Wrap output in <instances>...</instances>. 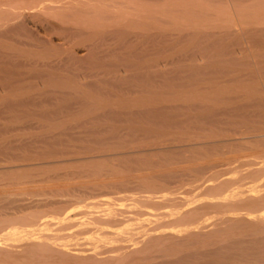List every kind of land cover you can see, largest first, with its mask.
Returning a JSON list of instances; mask_svg holds the SVG:
<instances>
[{
  "label": "bare ground",
  "instance_id": "6f19581e",
  "mask_svg": "<svg viewBox=\"0 0 264 264\" xmlns=\"http://www.w3.org/2000/svg\"><path fill=\"white\" fill-rule=\"evenodd\" d=\"M208 1H211V4ZM208 1L0 0V49H15L19 53L18 55L14 52L16 55L25 56L24 58L27 60L29 59L28 57L35 58V60L31 58L23 63L26 68L24 71L21 70V72L25 73V70H28L27 67H30V70H32V67H35L37 71L38 69H42L43 73L47 72V75L37 77L39 82L42 80L47 84H44L45 88L48 85L54 84L56 88H66L71 91L66 92L67 94H62V92H58L57 94L56 91L52 94V91L50 93L48 91L34 97H28L24 92L26 90L22 88L27 82L22 79L23 82H21L22 84L25 82L24 85H18L21 84V82H18L21 79L18 80V78L24 76V74H21L22 76H15L18 80L17 82H11L14 86L9 88L8 92H10L7 95L4 93V97L1 94L0 102L2 100L1 105L3 107L0 108V112L6 116L8 115L7 117L9 118L12 117V120L14 117L12 113L17 112V116L14 118L16 120L18 115H20L19 112H29L32 108V110L36 109L42 116L39 117L38 113V116L34 115L37 112L35 111L32 117L37 116V119L50 118L48 120H51L54 116L53 120H55L57 118L55 116L67 112L68 107H70L68 106L69 100L74 94V96L78 95L82 97L83 99H81L85 103H89L90 108L94 104L89 109V107L85 108L88 105H84L83 102L82 104L85 106V109L82 107L84 110H81L82 113L79 112V114L85 117L94 112L96 115V119L94 120L105 125L98 127L97 125L99 124L96 125V121L94 122L92 119L91 121L93 122L86 121V123H80V126L85 128L91 126L87 130L94 133H97V130L102 135L103 132H108L116 136V142L114 140L112 141L113 143L108 144L107 141V143H103V141L99 140H104L105 137L101 138L98 134L99 139L96 137L94 139V134L91 133L93 140L89 143H87L88 141L86 142L88 146H85L82 142L85 138L83 140L77 138V140L84 144V147L78 146V148L82 147L80 151L83 148L90 151L82 150L81 153L84 152L85 154L87 152V155L91 153L89 156L83 155V153L79 154L76 149L72 150L73 146L61 140L62 136L65 138L64 134L61 135V133L64 131L73 132L68 122L71 120L73 122L71 126H73L74 120L72 119L73 116L69 114L71 117L67 115L68 117L65 118V122L69 125L67 126L68 130L62 129L61 133L58 131L61 138H53L52 142L47 141V143H50L48 148L45 146L46 148L35 149L33 147L34 143L22 147H18V145H16L17 147H13V145H9L10 139H7L9 143L5 139L0 144V175H5L3 179H0V264H242L243 262L250 264L253 262L256 264L257 262L259 264L258 261H261V264L264 262V114H262L264 112L256 111V114L253 113L251 116L247 114L248 110L243 111L242 113L245 112L246 115L245 119H250L251 117L255 119L251 118L252 120L243 124V127L237 124L227 125L226 122L224 124L220 120H217L220 119L218 116H222L225 112H229V116H232L234 115V113L231 114L232 112L248 109L250 107L249 100L253 95H260V98H258L259 96L257 97L258 100H253V104L257 106L262 104V107H260L263 109L264 93L260 92L257 84L252 82V79L255 77L251 79V83L249 79V82L247 83L248 80H246L245 83V77L242 80L241 78L243 77L236 78L234 75H231L233 77L231 80L234 82L230 81L227 86H222L223 84L220 82V86L213 83L216 86L207 87V83L206 88L201 89L200 85H197L205 83L207 80L213 82L214 79L210 78L213 75L217 76L220 74L221 76V74H226L224 77L226 79L229 78L230 76L226 77L227 74L234 73L229 66L230 63L219 59L220 61L218 60L215 63L224 65V67L215 69L211 67L212 63L220 55L224 54L223 52L226 53L232 47L235 50V47H237L235 44L241 46L244 39L246 41L249 39L250 41H254L264 36V0H255L254 5L251 4L248 7H246L247 5H243L242 2L244 0H240V2L242 1L241 5L238 4V0H236L237 5L234 4L235 0H224L225 2L227 1V6L226 3H223V0L221 2L224 5L220 2L222 6L219 5V0H216L218 4L215 6L212 5V0ZM216 1L214 0L213 3ZM40 14L46 17L47 24L45 21L39 20L42 24H46V26L45 24L42 26L45 27V33L49 31L47 28L53 31L58 30L63 35L61 40L65 43L84 36H87L86 38L92 41L95 37L99 36V40L97 41L96 39L86 49L89 52L88 55L91 54L89 56L97 60L113 56L117 50H126L124 53H120H123L127 59L140 56L136 51L146 44L154 46L155 49L160 44L162 46V40L166 38V30H174L180 33L191 31L192 34L190 35L194 37L195 41L203 39H210L209 41H211L209 37H214L218 34L214 30H223L222 32L218 31L222 34L221 37L219 36L220 34L216 35V37L218 36L216 38V40L218 39L216 46H224V49L223 47H216L223 50L207 53L209 47V51L213 49V42L211 41V46L209 45V47H206V43L203 44V47L205 45L204 48L198 42L200 44V51L203 48L202 52L204 51L205 53L206 51V55L210 54L209 56L211 57H218L216 59L212 57L215 60H208L211 62H208L207 65H200L196 61L197 59L195 60L196 64L190 58L192 62L194 61L191 66H188L190 67L189 70L191 69L190 74L188 75V72L182 74L183 71L177 72L174 80L170 79L173 82H181L178 85L180 89L176 92L175 87L177 85L175 83L172 85V83L170 84V80H168L169 85L175 86L172 89L171 87L167 88L165 84L168 82L167 80L164 81L168 73L162 70L163 58L161 59V56H163V53L162 48L159 47L160 50L157 48L155 54L152 52L154 54L152 55L153 57L141 56L137 64L131 63V66H126V68L131 69V75L126 77L127 83H124L123 80L126 79L122 77L116 78L115 74L117 73L113 74L115 75L113 78H115L116 82L112 80L116 83L119 91H116L117 94L115 95L117 100L109 103L107 99L104 100L103 95H105V92L104 94L101 92L103 95L97 92V94H94L91 91L93 90L92 88L88 91L89 88L86 87L88 84L84 86L75 77H70H73V75H70L67 70L73 69V67L81 75L79 73L81 65L79 66V64L82 63V59L76 56L73 51L64 49L63 46L65 44L59 46V49L57 47L52 51L53 49L51 50L52 46L50 48V45L53 43H48V45L43 41L44 39L42 40L37 36L27 37L33 32L31 29L34 27L35 30L39 28L36 21L39 19ZM166 19L172 23L167 25ZM54 20L57 21L54 22ZM164 20H166L165 24ZM238 26L241 29H235ZM109 28H113L112 30L114 28H118L119 30L120 28L121 31H108ZM136 30L144 31L146 35L144 36L141 33V35L136 34L137 36L131 37L129 34H132ZM86 31H88V35H86ZM152 32L154 33L152 34ZM222 36L224 37L222 38ZM22 38H30L32 41H25ZM144 39L147 40L145 43ZM224 39H229V42H227L228 46H225L226 43L224 45L218 43V41ZM230 40L236 42H233L234 46L232 47L233 43ZM249 47L251 46L246 48ZM258 47H254V45L251 47V56L254 53L264 58V53H262L264 52V44L261 45V48ZM40 49L42 51H38ZM246 52L249 53L247 49ZM229 53L230 56L231 53L232 56L234 54L233 52ZM206 55L205 58H207ZM211 57L210 59H212ZM11 58L12 56L10 60ZM15 60L17 61V59ZM11 61L13 62V60ZM229 61L235 62V59ZM262 62L264 63V61ZM76 65L79 67H76ZM126 68L123 69L126 70ZM88 69L91 68L84 70L87 72ZM251 69L249 72H251ZM19 71L18 69L17 73H20ZM88 71L90 72L91 70ZM177 71H179V68ZM56 72L58 74H55ZM92 73L94 74V72ZM186 73L188 76H184ZM84 74V79L91 76H88L91 73ZM101 75H98L99 78L95 75V78L97 77L100 80L104 77L103 75L101 78ZM262 75L264 76L263 73ZM208 76L210 77L207 78ZM236 76L241 75L237 74ZM263 76L258 77V79L262 78L264 84ZM12 77L14 79V76ZM111 77L108 79L111 80ZM92 78L95 80L94 76H91ZM97 78L95 81H98ZM167 78L169 79V77ZM171 78L173 77L171 76ZM108 79L104 78L103 80L108 81ZM258 79L256 80L258 81ZM5 82L7 84V81ZM163 82H165L164 85L169 92L174 89L172 92L174 94L171 93L174 96L173 98L160 91L159 87ZM40 83L42 84V82ZM224 83L227 84L226 82ZM36 84H38V87L41 85L39 83ZM231 85L232 87H230ZM27 87L26 85L25 88ZM112 87H115V85ZM186 88H190V90ZM191 88L194 89L191 90ZM99 89H101V86ZM2 90L3 88H1ZM110 90L107 89V91ZM107 91L106 94L109 93ZM112 91L114 90L112 89L110 92L112 93ZM146 92H150V95L147 96H150L149 98H145L144 96L143 98H139L138 96L133 98L135 95L142 93L145 95ZM231 92L243 94L241 98L236 99L237 101L233 99L236 102L235 104L241 101L246 102V104H240V108L232 107L231 104L237 107L238 105H234V102L231 100L232 97L230 95H235L234 93L229 94ZM54 93L57 95H54ZM226 93L229 94L231 103L224 98ZM171 94L169 95L171 96ZM76 101L78 100L76 99ZM79 104L81 105V103ZM51 107L54 109H51ZM32 110H30V113H32ZM74 111L77 112V110ZM30 113L29 115L25 114L28 117L32 115ZM21 115L23 116L24 114ZM95 115L89 116L94 118ZM225 115H223L224 118L226 117ZM26 116L24 115V117ZM64 116L66 117V115ZM241 116L244 115L242 114ZM7 117L5 120L9 119ZM84 117L83 119L86 118ZM216 117L218 118L216 119ZM237 117L240 116L237 115ZM83 119H80V116L78 118L79 122ZM17 120L19 121V117ZM113 120L122 122L125 125L124 129L126 133L135 138L137 137V139H125V136H122L124 134L122 133L123 131L121 132L122 134L119 133L122 127L120 126L121 128H119V123H114L113 125ZM45 122H43L45 128L49 127L46 129L48 133L50 127L53 131L57 126H61L60 124L53 125L50 121L52 125L49 124L51 126L46 127ZM235 122L237 121L235 120ZM11 123L13 124V122ZM62 124L65 127L67 125L65 123ZM87 124H90V126H87ZM78 126L75 125L74 131H76V128L79 130L80 127L78 128ZM20 127L19 129H21ZM58 128L60 127H57L56 130ZM69 128H71L70 131ZM78 133L77 135H79ZM35 134L37 135V133ZM83 134L85 133L82 132V137ZM50 137H52V134L51 136L49 134ZM110 137L112 138V135ZM110 137L109 140H112ZM67 138L64 140L68 141L69 138ZM88 139L91 140V138ZM143 139L144 142L146 139L150 140L151 148L148 147L150 146L149 143L148 146L147 144L145 145L146 148L144 147V144L147 142L144 143ZM151 139L154 140L153 143H151ZM43 140L41 142H45ZM36 142L38 143V141ZM14 143L13 140L12 144ZM70 148L72 151L68 150ZM58 156L60 158L57 159ZM141 156L142 160L140 161L139 157ZM144 156L149 158L143 160ZM250 156L255 158L248 159ZM232 157L235 160L231 159ZM154 159L158 160V163L154 162ZM229 159L234 160V162ZM115 160H118L117 163H119V160L120 163L123 161L127 164L128 168H118V166H114L113 162L111 164L107 162ZM181 160L189 162V165L191 164L190 166L186 164V171L195 163H202L203 165L204 162L205 165L206 162L210 164H207L206 169H201L200 167L199 171L196 170V166L193 167L198 173H201L200 176L205 174H202L204 171L206 172L205 178L202 176L199 179L204 180L201 184L194 186L193 190L186 191L187 189L183 190V188L167 190L161 187V184L149 182V179L152 178L156 171H163V174H165L164 178L169 179L167 180L169 182L173 181L169 185L187 182L190 174L194 171H191L190 174L188 172L189 176L185 173H179L181 172L179 171L181 168L178 169L179 166L185 167L182 166L184 164H181ZM55 165V168L58 167L59 171H65L67 168L64 167H68L69 165H73L69 166L70 171V167L73 169L76 165H80L81 168L78 170L79 167L77 168L76 166V173L65 171L53 176L52 174L51 176L45 175L43 169H48ZM59 167L63 169L61 168L62 170H60ZM41 171L44 174H42L43 176L40 174ZM134 172H144V174L141 173L140 180L143 183L145 182V184L143 187L142 184H139L141 186V188L139 187L141 189H139L140 194H128V191L130 192L129 189H133V186L135 190L133 189L131 192L138 191L134 184V178L132 181L133 186H131L132 184L130 185L131 182L128 184L119 183L121 177L122 181L125 178L131 180L129 179L131 177L129 175L133 176ZM16 173L19 174V178L13 177V179L10 177L12 175L6 177L7 174ZM151 173H153L152 176ZM33 174L35 176H32ZM104 174L106 176L108 174L110 179H113L111 178L112 176L118 177L116 178V183L117 179H119L117 186H120L121 189L125 188V190H122L126 194L120 196L123 194L120 193L122 190L115 186L116 183H114V186L120 190L118 197H111L110 199L104 195L107 199L103 197V200H99L98 195L94 192L97 191L96 193H98V189L107 188L105 187L107 186L104 184L105 182L102 183L105 186L98 183L99 178H103ZM76 176V179L78 177H83L81 179H84V177L85 179L94 177L93 182L89 181L91 184H87L92 186L87 187L86 183L83 184L81 182L80 185H85L86 187L80 188L81 186H78L79 189H74L76 187H72L73 189H71V186H68V182ZM123 177L125 178L123 179ZM74 181L76 180L74 179ZM112 181L108 182L112 183ZM70 182H73V180ZM107 184L111 186L109 188L113 189L112 184ZM40 185L43 188L47 186L48 189L46 187L43 191L39 188ZM128 185L131 187L129 188ZM36 187L39 190L34 191ZM126 188L129 189L127 190ZM118 189H116V192ZM103 191L105 192L106 189Z\"/></svg>",
  "mask_w": 264,
  "mask_h": 264
},
{
  "label": "rangeland",
  "instance_id": "374dc122",
  "mask_svg": "<svg viewBox=\"0 0 264 264\" xmlns=\"http://www.w3.org/2000/svg\"><path fill=\"white\" fill-rule=\"evenodd\" d=\"M208 1V0H207ZM213 1L214 0H212V5H217L218 3H217V1L216 2H214L213 3ZM239 2H238V4L239 5H241L242 3H243V5H247L246 7H248V6H251V4H253L254 5V3H255V0H253V2H252V0H244V2H245V4H244V2H240V0H238ZM209 3L211 2V1H208ZM219 2V5L220 6H222V5H224L223 3H226L224 0H223V3L221 2V0H219L218 1ZM222 3V5H221V3ZM247 2V3H246ZM251 2V3H250ZM241 3V4H240ZM211 4V3H210ZM235 5H237V1L235 0V3H234ZM226 6H227V3H226ZM225 6V7H226ZM39 17V16H38ZM38 17H36V18H38ZM42 18V19H41ZM46 17L44 16H42L41 14H40V17H39V19L36 21L37 23H38V26L37 27H39V28H36V30L33 28V29H31V31H33V32H31V34L30 35H28L27 37H40L45 43H49V44H51V43H53L52 45H50V48H51V46H52V48H51V50L52 51H54L57 47H58V49L60 48L59 46H61L62 44L64 45L63 46V48L64 49H68V50H71V51H73L75 54H76V56H78V57H80V59H82V63H80L79 64V66L81 65V69L85 66V68H83V70H81L80 69V72L79 73H81V75L80 74H78V70L77 71H75V67H73V69L71 68V69H68L67 71L69 72V74L71 75H73V77L72 76H70L69 74V76L71 77V78H74L75 77V79H77V81H80V83L81 84H83L84 86L86 85V84H88V85H86V87H88L87 89H88V91L89 90H91V88L93 89V90H91V91H93L92 93H94V94H97V93H99V94H104V92H105V95H103V97H104V100L105 99H107V101L109 102V103H111V102H114V100L116 101L117 100V98H116V94H117V92L119 91V89H118V87L116 86V80H115V78H113L115 75L117 76L116 78H119V77H122V78H124V79H126V80H123L124 81V83H127L128 81H127V78L126 77H128V76H130L131 75V69L130 68H126V66H131L132 64H134V63H136L137 64V62H139V59L141 58V56H144V57H153L152 55H154L155 53H156V49L158 48L159 49V47L160 48H162V53H163V56H161V59H162V70L163 71H165V72H167L168 73V75L166 76V78H165V80L164 81H168V80H170V79H173L174 80V78H175V76H176V74H177V72H182V74L184 73V72H188V75L190 74V70H189V68L190 67H188V66H191L192 64H193V62L196 60L200 65L201 64H203V65H207L208 64V62H211V61H208V60H215L218 56H216V57H213V58H215V59H213L211 56H209L210 54H208V55H206L205 53H206V51H205V53H204V51L202 52V50H204L203 48L205 47V45H206V47L208 46L209 47V45L211 46V41L213 42V49H211V51H209V48H208V51H207V53H209V52H216V51H221V50H223L224 49V46H216L217 45V40H216V38H218V36L216 37V35H218V34H220L218 31H220V30H217V31H215L214 30V32L216 33H218V34H216L214 37H209V38H211V41H209L210 39H203V40H200V41H195V39H194V37L193 36H191L190 34H192V32L191 31H186V32H184V33H180V32H178V31H172V30H166L165 31V34H166V38H165V40H162V46H161V44L159 45V47H157L156 49L154 48V46H152V45H149V44H146V45H144L143 47H141V48H139V50L138 51H136V53H138V55H140V56H136L135 58H128L127 59V57H124V52L126 51H121V50H117L116 51V53L113 55V56H108L107 58H101L100 60H97V59H92L91 58V56H89V55H91V54H89L88 55V51H86V49H87V47H89L88 45H90L91 43H93L94 41H96V39H97V41L99 40V38L97 37H95L92 41L91 40H88L86 37L87 36H84V37H81V38H77V39H75V40H73V41H71V42H69V43H65L64 41H62L61 39L63 38V35L61 34V33H59L60 31H58V30H52V29H50V28H47V29H49V31H46V33H45V27H42L45 23H43L42 24V22H40L39 20H42V21H45L46 22ZM36 20V19H35ZM167 20V19H166ZM166 20H164V24H165V22H166ZM53 21V20H52ZM55 21H57V20H54V22ZM42 24V25H40V24ZM167 25L168 24H170V23H172L170 20L168 21L167 20ZM46 24H47V22H46ZM46 24H45V26H46ZM40 25V26H39ZM165 27H167L166 25H164ZM170 26V25H169ZM240 27L238 26V28L236 27L235 29H239ZM111 29V30H110ZM113 28H109L108 29V31H121V29L119 28V30H118V28H114V30H112ZM241 29V28H240ZM223 31V30H222ZM222 31H220V32H222ZM241 31V30H240ZM39 34H38V33ZM137 32V33H136ZM174 32V33H173ZM35 35H34V34ZM141 33L142 34H144V36L146 35V33L143 31V32H141V30H136V31H133L132 32V34L130 33L129 35L131 36V37H135V35L137 34V35H141ZM154 32H152V34H153ZM173 33V34H172ZM151 33H150V35H152ZM86 35H88V31H86ZM129 35H128V38H129ZM134 35V36H133ZM136 35V36H137ZM171 35V36H170ZM174 35V36H173ZM221 35L222 34H220L219 36L221 37ZM177 36V37H176ZM182 38H181V37ZM185 37V38H184ZM224 36H222V38H223ZM49 38V39H48ZM86 38V39H85ZM173 38V39H172ZM259 38H260V40H259ZM258 39H253L254 41H250V39L248 40L249 42H251L250 44H249V42L248 41H246L245 39H244V42H242V44H241V46H239V45H237V44H235V46H237V47H235V50L233 49L234 47H232V46H234V43H236L235 41H231L232 43H233V45H231V44H229V45H231V49L229 50V51H227L226 53L225 52H223L224 54H222V55H220V56H222L221 58H220V56L212 63V65H211V67L212 68H222V67H224V65H221V64H217V63H215V62H217L219 59L221 60V61H227L226 63H230V68H231V70H233L234 71V73H232V74H227V76L226 77H231V75H234L236 78L237 77H243V78H241L242 80L244 79V77H245V83H246V80H250V83H251V79L253 78V77H255L256 79H258V77L260 78V77H262L263 75H262V73L264 74V63L262 62V61H264V58H262L263 56H257L256 54H254V53H252V56H251V53H250V51H251V47H253V45H254V47H258L260 44L262 45V44H264V36L262 37H259ZM23 39V38H22ZM32 39V38H31ZM48 41H47V40ZM185 39V40H184ZM262 39V40H261ZM23 40H25V41H32V40H30V38H27V39H23ZM170 40V41H169ZM219 40H220V38H219ZM224 40H226V39H224ZM224 40H222V41H218V43L220 44V45H224L225 43V46H228V43L227 42H229V39H227L226 40V42H224ZM145 41H147L146 39H144V43H145ZM165 41V42H164ZM263 43H262V42ZM168 42V43H167ZM187 42V43H186ZM201 44V47H203V44H205L204 45V47L203 48H201L202 50L200 51V44ZM208 42H210L209 44H207ZM222 44H221V43ZM230 42V43H231ZM246 42H248V43H246ZM81 43V44H80ZM172 43V44H171ZM244 43V44H243ZM48 44V45H49ZM187 44V45H186ZM249 44V45H248ZM171 45V46H170ZM198 45V46H197ZM244 45V46H243ZM258 45V46H257ZM261 45L259 46L260 48H261ZM248 46H251V47H249V48H246V47H248ZM17 47H19V46H17ZM47 47H49V46H47ZM216 47H223V49H218V48H216ZM258 47V48H259ZM144 48V49H143ZM216 48V49H215ZM140 49H142V50H140ZM152 49V51L150 52V50ZM166 51H165V50ZM246 49H247V51H249V53H247L246 52ZM160 50V49H159ZM38 51H42L41 49L40 50H38ZM141 51V52H140ZM254 51V50H253ZM17 53L18 55H19V53L17 52V50H13V49H10V50H4V49H0V81H1V85H0V87L1 88H3V92L1 91V88H0V92H2V93H0V96H1V94H2V97H4L3 96V94L5 93V95H7L9 92H8V90H10L9 88H12L14 85L12 84V83H14V82H17L19 79H21V80H19L18 82H21L22 81V79H24V81L25 82H27V83H25V85H24V83L22 84V82H21V84H18V85H24V87L22 86V88H24V90H26V91H24L25 92V94L28 96V97H34L35 95L37 96V95H39V94H41L42 92H48L49 91V93L52 91V94H53V92H55L56 91V93L58 94V92H62V94L64 93V94H67L68 92H71L70 91V89H61V88H56V86L54 85V84H52L51 86L50 85H48L46 88H45V85H47L45 82H43L42 80H40V82H42V84L44 85V89H43V85L38 81L39 79L37 78V77H39V76H41V75H47V72L46 73H43L41 70L42 69H38V71H37V68H35V67H32V70H30V67H27V69L28 70H25V73H23V71H24V69L26 68V66H24V64L23 63H25V62H27L28 60H30L31 58L30 57H28L29 59L27 60L26 58H24L25 56H18V55H16L15 53ZM87 52V53H86ZM120 52H123V53H120ZM154 54H153V53ZM229 52H233L234 54H233V56H232V53H231V56H230V53ZM5 53V54H4ZM14 53V54H13ZM262 53H264V52H262ZM150 54H151V56H150ZM202 54V55H201ZM204 54V55H203ZM226 54V55H225ZM7 55V56H6ZM10 55V56H9ZM15 55V56H14ZM87 57H86V56ZM205 55H206V57L207 58H205ZM236 55V56H235ZM4 58H2V57ZM12 56V58H11V60H13V62L10 60V57ZM18 56V57H17ZM195 56V57H194ZM202 56V57H201ZM209 56V57H208ZM254 56H256V57H254ZM6 57V58H5ZM15 57V58H14ZM19 57H21L20 59H19ZM139 57V58H138ZM210 57L212 58V59H210ZM263 59H261V58ZM24 58V59H23ZM172 58V59H171ZM190 58L192 59V60H194L193 62H192V60H190ZM194 58V59H193ZM201 58H202V60H201ZM254 58V59H253ZM260 58V59H259ZM15 59H17V61H19L18 63H17V61L15 60ZM19 59V60H18ZM32 59H34L35 60V58H32ZM84 59V60H83ZM232 59H235V62H230L229 60H231L232 61ZM7 60V61H6ZM25 60V61H24ZM42 60V59H41ZM96 60V61H95ZM200 60V61H199ZM219 60V61H220ZM4 61H5V64H4ZM20 61H22V62H20ZM195 61V63L197 64V62ZM202 61V62H201ZM169 62V63H168ZM17 63V65H15ZM23 65H22V64ZM126 63V64H125ZM132 63V64H131ZM10 65V66H8V65ZM166 64H168V65H166ZM237 64V65H236ZM2 65V66H1ZM19 66V67H18ZM20 66H21V68H20ZM79 66H77L76 65V67H79ZM215 66V67H214ZM237 66V67H236ZM248 66H249V68H248ZM6 67V68H5ZM8 67V68H7ZM24 67V68H23ZM120 67H122V68H120ZM179 68V71H177V69ZM182 67H183V69H182ZM210 67V66H209ZM211 67H210V69H211ZM233 67V68H232ZM16 70H15V69ZM34 68L36 69V72H35V70H34ZM86 68H91V69H88V70H91L90 72L87 70V72L88 73H91V74H89L88 76H94V78H95V75L96 76H98L99 74H102L100 77L102 78V76L104 75V77L102 78V79H98L99 78V76H98V81H95L96 80V78H95V80H93V78L91 79V76H90V78H88L87 76V78H85L84 79V77H85V74L84 73H86V75L88 74L87 72H86V70H84V69H86ZM126 68V70H124V69ZM165 68V69H164ZM185 68V69H184ZM237 68V69H236ZM252 68V69H251ZM18 69L20 70L19 72L20 73H17L18 72ZM250 69H251V72H249L250 71ZM21 70H23L22 72H21ZM70 70V71H69ZM115 70V71H114ZM184 70H186V71H184ZM244 70V71H243ZM247 70H248V72H247ZM8 71H9V73H8ZM15 71V72H14ZM117 71V72H116ZM175 71H176V73H175ZM261 71V72H260ZM7 72V73H6ZM13 72V73H12ZM35 72V73H34ZM42 73V74H40V73ZM70 72H72V73H70ZM84 72V73H83ZM92 72H94V74L92 73ZM96 72V73H95ZM171 72V73H170ZM235 72H236V75L238 74V75H241V76H236L235 75ZM11 73V74H10ZM16 73V74H15ZM34 73V74H33ZM37 73V74H36ZM39 73V74H38ZM99 73V74H98ZM115 73H117V74H115ZM122 73V74H121ZM173 73V74H172ZM174 73H175V75H174ZM246 73H247V75H246ZM6 74V75H5ZM9 76H8V75ZM21 74H24V76H22ZM54 74V73H53ZM55 74H58L57 72L55 73ZM54 74V75H55ZM98 74V75H97ZM113 74H115V75H113ZM123 74H125V75H123ZM170 74H172V75H170ZM11 75V76H10ZM32 75V76H31ZM75 75V76H74ZM79 75V76H78ZM84 75V76H83ZM107 75V76H106ZM123 75V76H122ZM187 75V73H186V75H184V76H188ZM226 75V74H225ZM224 74H221V76H220V74H218L217 76L216 75H213V76H208L207 78H212V79H214V81L213 82H210L209 80H207V81H205V83H200V84H197V85H200V88L201 89H205L206 88V86H207V83H208V86L207 87H213V85L214 86H216V84H218L217 86H220L221 84H220V82L223 84L222 86H227V85H229L228 83H230V81H232L231 79H233V77H229V78H225L224 76H225ZM251 75V76H250ZM261 75V76H260ZM12 76H14V79H12L13 77ZM15 76L16 77H19V76H22V77H24V78H22V77H19L18 78V80H17V78H15ZM35 76H36V80H35ZM112 76V77H111ZM171 76L173 77V78H171ZM111 77V80L113 79V80H115V82L112 80V82H111V80L110 79H108V78H110ZM167 77H169V79L167 78ZM224 77V78H223ZM235 77H234V79H235ZM2 78H3V81H2ZM4 78H5V80H4ZM83 78V79H82ZM104 78H106V80L108 79V81H106V80H103ZM247 78V79H246ZM255 78H253L252 79V82L253 83H256L257 84V88H258V90H260V92H262V93H264V84H263V81H262V78L261 79H258V81H259V83H258V81L255 79ZM263 78H264V76H263ZM26 79V80H25ZM14 80V81H13ZM84 80V81H83ZM102 80V81H101ZM173 80H170V84L172 83V85H173V83H175L177 86L175 87V86H173L172 87V85H169V81L168 82H163V84L159 87L160 88V91L164 94V93H166L165 95H167V96H169L170 98L172 97H174L172 94H174V93H172L173 91H174V89H173V91H170L169 92V90L167 89L166 90V87H165V85H164V83L166 84V86H167V88L168 87H171V89L172 88H176V92H178L179 91V89L180 88H178V85H180V83L181 82H173ZM249 80L247 81V83L249 82ZM5 81H7V84H6V82ZM100 81V82H99ZM210 83H209V82ZM12 82V83H11ZM86 82V83H85ZM97 82H99V83H97ZM101 82H102V84H101ZM104 82H106V83H104ZM107 82H108V84H107ZM188 82V81H187ZM224 82H226L227 84H225ZM232 82H234V81H232ZM3 83V84H2ZM5 83V84H4ZM36 83H39V85H40V87H38V84H36ZM97 83V84H96ZM110 83H111V85H110ZM168 83V84H167ZM186 83V82H185ZM213 83H216V84H213ZM12 84V85H11ZM90 84V85H89ZM94 84H96L95 86H94ZM115 85V87H112V86H114ZM174 84V85H175ZM183 84H184V82H183ZM202 84H204V85H202ZM3 85H4V87H3ZM7 85H9V86H7ZM26 85L28 86L27 88H25L26 87ZM30 85V86H29ZM98 85H100L101 86V89H99V87L100 86H98ZM212 85V86H211ZM232 85H234L233 83H232ZM232 85L230 86V87H232ZM7 86V87H6ZM103 86V87H102ZM111 86V87H110ZM260 86H261V88H260ZM6 87V88H5ZM21 87V86H20ZM97 87V88H96ZM163 87H165L164 89H162ZM30 88H31V90H30ZM42 88V89H41ZM96 88V89H95ZM104 88H106L105 90H103ZM117 88V89H116ZM39 89H41V90H39ZM98 89V90H97ZM107 89H113L114 91H112V93L110 92V91H107ZM157 89V88H156ZM186 89H188V88H186ZM185 89V90H186ZM192 89H194V88H191V90ZM30 90V91H29ZM94 90H95V92H94ZM103 90V91H102ZM155 90V89H154ZM158 90V89H157ZM188 90H190V88L188 89ZM5 91V92H4ZM29 92V94H28V92ZM90 91V92H91ZM106 91L107 92H109V93H107L106 94ZM117 91V92H116ZM31 92V93H30ZM40 92V93H39ZM67 92V93H66ZM97 92V93H96ZM102 92V93H101ZM113 92H114V94H113ZM175 92V93H176ZM33 93V94H32ZM56 93H54V95H57ZM110 93L112 94L111 95V97H110ZM172 93V94H171ZM232 93H234L235 95H233ZM32 94V95H31ZM61 94V95H62ZM169 94H171V96L169 95ZM229 94H232V95H230V97H232V101L234 102V105H238V107L237 106H233L232 104H231V106L232 107H234V108H240L241 106H239L240 104L241 105H243V104H246V102L244 103V101H241V102H237V104H235L236 102L234 101V100H236L237 98H241L242 97V95L243 94H241V93H235V92H231V93H229ZM229 94L228 93H226L225 95H224V98L226 99V100H228L229 102H230V99H229ZM238 94V95H237ZM30 95V96H29ZM108 95V96H107ZM148 95H150V92H146L145 93V95H143V93L142 94H139V95H135V97H133V98H136V96H138L139 98L141 97V98H143V96L146 98ZM27 96H25V97H27ZM59 96V95H58ZM259 96V97H258ZM258 96H256V95H253L251 98H250V100H249V102H250V107L248 108V109H244V110H238L237 112H232L231 114H233L234 113V115H230L229 116V112H225L223 115H225L226 117H228V118H224V116L222 115V116H218V117H220V119H217L218 117H216V119L217 120H220V122H223L224 124H225V122H226V124L228 125V124H232V125H239L240 127H243V124H245L247 121H249V120H252V119H254V117H251L250 119H245L246 117V115H245V112L244 113H242L243 111H245V110H248V112H247V114H249V115H253V113L254 114H256V111L257 112H264V104H263V109L261 108L262 106V104L261 105H256V104H253V102L257 99V97L258 98H260V95H258ZM72 97H74V98H76L78 101H76V99H74V98H72ZM71 97V99L69 100V105L68 106H70V107H68V109H67V112L66 113H61V114H58L57 116H55V120H53L54 119V116H53V118L51 119V120H48V119H50V118H40V119H37L38 117V115H39V117H42L41 116V114L40 113H38V111L36 110V109H33L32 110V108L30 109V110H32V113H30V110H29V112H27V111H25V113H27V115H29V113L30 114H32L31 116H26V114L24 113V111L23 112H19L20 113V115H18V117H19V121L17 120L18 119V117H17V119L15 120L14 118L17 116V112H15V113H12L13 114V120H12V117L11 118H9V117H7L6 115H4L2 112H0V144L6 139V141H7V139H10V143H9V145H13V147H17L16 145H18V147H22V146H24V145H31L32 143H34L33 144V147L36 149V148H41V147H47L48 148V146H49V144L50 143H47V141L48 142H52L53 141V138H55V139H60L61 138V135H63L64 134V136H65V138L62 136V138H64V139H66L67 137L69 138H67L68 139V141L70 140V137H71V140L68 142L67 140H64V139H62L61 138V140L63 141V142H65L66 141V143H69L71 146H73L74 148H72V150L74 149H76V151H78V153L79 154H82L83 153V155H87L86 153L87 152H90V151H88V149H85V148H83V149H81V151L82 150H85V151H87V152H85V154H84V152H82L81 153V151H80V148H82V147H84V144H85V146L87 145L88 146V144H86V142L87 143H89L90 141H92L93 140V138L94 139H99V137H101V138H104L105 137V139L104 140H102V139H99V140H101V141H103V143H107L108 142V144H111V143H113L112 141H114V142H116V136H114L113 135V133H108V132H103V135H102V133L101 134H99L98 133V131L96 130V132L97 133H94V132H91L90 130H87V128H90L91 126H90V124H87V126L89 125L90 127H87V128H85V127H81L80 125L81 124H83V123H86V121L88 122H95L96 120H94V119H96V115L94 114V112H91L89 115L92 117L93 115H95L94 116V118H91L89 115V117L88 116H83L85 119H83V117H82V115L81 114H79V112H81V110L83 111L85 108H88L89 107V109H91L93 106H94V104L93 105H91L92 107L90 108V106L88 105L89 103H85L84 102V100H82L83 98L82 97H80V96H78V95H75L74 96V94H73V96ZM78 97H79V99H78ZM105 97H108V98H105ZM110 97V98H109ZM150 97V96H149ZM149 97H147V98H149ZM236 97V98H235ZM82 98V99H81ZM234 99V100H233ZM73 100H74V102H73ZM81 100V101H80ZM254 100V101H253ZM258 100V99H257ZM237 101V100H236ZM70 102H72V103H70ZM84 102V103H83ZM232 102V103H233ZM252 102V103H251ZM75 103V104H74ZM76 103H78V104H76ZM79 103H81V105L79 104ZM85 105H88V106H84L83 104ZM231 103V102H230ZM256 103H257V101H256ZM2 104V100H1V102H0V105ZM3 104H4V101H3ZM72 105V106H71ZM80 106V107H79ZM230 106V107H231ZM258 107V109H257V107ZM261 106V107H260ZM1 107H3L2 105L0 106V108ZM84 109H83V108ZM109 107H111V106H109ZM108 107V108H109ZM231 107V108H232ZM252 107V108H251ZM255 107V108H254ZM56 108V107H55ZM79 108V109H78ZM51 109H54V108H52L51 107ZM72 109H74V110H77V112L76 111H74V110H72ZM109 109H111V108H109ZM108 109V110H109ZM250 109V110H249ZM254 109V110H253ZM1 110V109H0ZM69 110V111H68ZM72 110V112H70ZM259 110V111H258ZM35 111H37V112H35ZM250 111V112H249ZM33 112H35L36 114H34V115H37V113H38V115L35 117V119H34V117H32L33 116ZM231 112V111H230ZM82 113V112H81ZM237 113V115L238 116H240V117H237V115H235ZM252 113V114H251ZM21 114H24L26 117H24V115L22 116ZM69 114H71V116H73L72 117V119L74 120V124H72L73 126H71V123H73L71 120L68 122L69 123V125H70V127H72V129L71 128H69V131H70V129L71 130H73V132L72 133H70V132H63V133H61V131H62V129H64V130H68V127L67 126H69L68 125V123H66L65 122V118H67L68 116H70ZM244 115V116H241V115ZM262 114H264V113H262ZM64 115H66V117L64 116ZM68 115V116H67ZM228 115V116H227ZM7 118H9V119H6L5 120V118L6 117ZM59 116V117H58ZM64 116V117H63ZM70 116V117H71ZM79 116H80V119H83V120H80L81 122H79V120H78V118H79ZM233 116H235V117H233ZM22 117H24V118H22ZM31 117V118H30ZM82 117V118H81ZM90 118L89 120H86V119H88V118ZM232 118V121H231V118ZM247 117H249V116H247ZM20 118H21V120H20ZM75 118V119H74ZM230 118V119H229ZM240 118V119H239ZM45 119V120H44ZM64 119V120H63ZM93 119V121H91ZM229 119V120H228ZM237 119H239V120H237ZM10 122H9V121ZM14 120H15V122H14ZM38 120V121H37ZM42 120V121H41ZM48 120V121H47ZM62 122V123H65V124H67L66 125V127L60 122V121ZM67 120V119H66ZM221 120H224V121H221ZM235 120L237 121V122H235ZM255 120V119H254ZM253 120V121H254ZM18 121V122H17ZM45 121H47V122H45ZM53 123V125H61V126H57V127H60V128H58L57 130H56V128L53 130V131H55L54 133H53V131L51 130V127H50V129H48V131H49V133L47 132V128H49V127H47V126H51L52 125V123ZM59 121V122H58ZM68 121V120H67ZM75 121H76V123H78V124H76L75 123ZM115 121V122H114ZM243 121V122H242ZM10 124H12L11 122H13V127H12V125H10ZM31 122V123H30ZM36 122V123H35ZM42 122V123H41ZM43 122H45L46 123V127L47 128H45V124L43 123ZM50 122V123H49ZM55 122V123H54ZM113 123V125H114V123H119L118 125H119V128H121L122 127V129H120V132L119 133H121L122 131V133H124V134H122V136H125L124 138L125 139H128V140H133V139H137V137L135 138L134 136H130V135H128L127 133H126V131H125V125L122 123V122H117L116 120H113L112 121ZM241 122V123H240ZM5 123V124H4ZM21 125H20V124ZM47 123H48V125H47ZM81 123V124H80ZM96 123V125L97 124H99V125H97L98 127H100L101 125H104V124H102L101 122L99 123V122H95ZM222 123V124H223ZM8 126H7V125ZM36 124H37V127H36ZM38 124H40V125H38ZM44 124V125H43ZM49 124H51V125H49ZM121 124V125H120ZM241 124V125H240ZM16 125V126H15ZM24 125V126H23ZM27 125V126H26ZM75 125L76 126H78V128L80 127V128H82V129H80L79 128V130H77V128H76V131H74L75 130ZM116 125V124H115ZM20 126H22V127H20ZM32 126V127H31ZM97 126H96V128H97ZM105 126V125H104ZM117 126V125H116ZM115 126V127H116ZM121 126V127H120ZM5 127H6V129H5ZM7 127H9V128H7ZM19 127L21 128V129H19ZM65 127V128H64ZM12 128H14L13 130H12ZM24 128V129H23ZM31 128H33V129H31ZM39 128H41V129H39ZM87 130V131H86ZM35 131V132H34ZM58 131H59V133H61V135L60 134H58ZM83 133H85V134H83V137H82V132ZM88 131H90L89 133H88ZM29 132V133H28ZM45 132H46V134H45ZM52 132V133H51ZM79 132V133H78ZM176 132V131H175ZM35 133H37V135L35 134ZM41 133V134H40ZM75 133V134H74ZM77 133L79 134V135H77ZM80 133H81V136H80ZM94 134V136H93V138L91 137L92 136V134ZM7 134H8V136H7ZM14 134V135H13ZM26 134H27V137H26ZM40 134V135H39ZM49 134H50V136H51V134H52V137H50L49 138ZM56 134H58L57 136H56ZM87 134V135H86ZM89 134V135H88ZM91 134V135H90ZM100 136H99V135ZM110 134V135H109ZM120 134V135H121ZM19 135V136H18ZM26 137H24V136ZM31 137H29V136ZM35 137H33V136ZM56 137H55V136ZM74 137H73V136ZM112 135V138L110 137ZM6 136V137H5ZM21 136V137H20ZM45 136H46V138H47V140H46V138H45ZM70 136V137H69ZM78 136V137H77ZM85 136V137H84ZM86 136H89V137H87L86 138ZM99 136V137H98ZM19 137V138H18ZM37 137V138H36ZM39 137V138H38ZM74 138V140H73V138ZM96 137V138H95ZM107 137H108V139H107ZM109 137H110V139H112V140H109ZM24 138V139H23ZM40 138H41V140H40ZM45 138V139H44ZM77 138L78 139H82L83 140V138H85L82 142L84 143H82L81 141H79V140H77ZM88 138H91V140H89ZM32 139V140H31ZM35 141H34V140ZM37 139H39V140H37ZM44 139V140H43ZM50 139V140H49ZM80 139V140H81ZM13 140H14V144H12L13 143ZM19 142H18V141ZM26 140V141H25ZM45 141V142H41V141ZM76 140V141H75ZM149 139H146V141L145 142H147V143H145L144 142V139H143V142L145 143L144 144V147H145V145L147 144V146H148V143L150 144V140L148 141ZM152 141H151V143H153V139H151ZM156 140V139H155ZM25 141V142H24ZM29 141V142H28ZM32 141V142H31ZM36 141H38V143L36 142ZM40 141V142H39ZM107 141V142H106ZM21 142H23V143H21ZM36 142V143H35ZM110 142V143H109ZM17 143V144H16ZM43 143V144H42ZM76 143V144H75ZM36 144H38L37 146H36ZM45 144H47V145H45ZM75 144V145H74ZM137 144V143H136ZM77 145V146H76ZM82 146V147H79L78 148V146ZM45 147V148H46ZM148 147H150L151 148V144H150V146H148ZM147 147V148H148ZM45 148H42V149H45ZM87 148V147H86ZM146 148V147H145ZM68 150H71V148L70 149H68ZM71 150V151H72ZM93 153V152H92ZM82 155V156H83ZM89 155H91V153H88V155L87 156H89ZM145 157V158H144ZM143 157V160H145V159H148L149 157H146V156H144ZM58 158H60L59 156L57 157V159ZM140 158V161L142 160V156L141 157H139ZM254 159L255 157H253V156H250V157H248V159ZM56 159V158H55ZM231 159H234L233 157L231 158ZM231 159H229L230 161H232V162H234V160H231ZM48 160H50V159H48ZM54 160V159H53ZM137 160V159H136ZM133 161V160H132ZM134 161H135V159H134ZM137 161H139V160H137ZM107 162H109V164H111L112 162L114 163V166L115 167H117L118 166V168H128L127 167V164L126 163H124L123 161V163L121 162L120 163V160H119V163H117L118 162V160L116 161H107ZM154 162H156V163H158V160H156V159H154ZM178 163H179V160H178ZM184 164V165H182V166H185V167H181V165L179 166V168L178 169H180L181 168V170H179V171H181V172H179V173H185L187 176H189V174H190V172L191 171H194V172H192V174H190V177L188 178V180H187V182H185V183H179V184H176V185H169V183H171V182H173L172 180H171V182H169V181H167V180H169V179H166V178H164V175L165 174H163V171H159L160 172V174H159V172H157L156 171V173H151V176H152V174H153V176H152V180L151 179H149V182L151 181V183H158V184H161V187H163L164 189H167V190H175V189H178V188H183V190H186V191H189V190H193V187L194 186H196V185H198V184H201V182L204 180H199V179H201L202 178V176H204L205 174H206V172L204 171L202 174H204V175H202V176H200L201 175V173H198L197 171H199L198 169L201 167V169H206V167L208 166V165H210V164H208V163H206L205 162V165H204V162H203V165H202V163H195L193 166H191V168L193 169V167L194 166H196L197 168H196V170H195V168L192 170L190 167V169L188 170V171H186V164H188L189 162H187V161H182L181 160V164ZM121 164H123V165H121ZM180 164V163H179ZM208 164V165H207ZM226 164H227V162H226ZM113 165V164H112ZM189 165V164H188ZM187 165V166H188ZM191 165V164H190ZM189 165V166H190ZM198 165H201V166H199L198 167ZM236 165H237V163H236ZM69 166H73V165H69ZM69 166L68 167H64V168H67V169H65V171L66 172H73V173H76V170L75 169H77L78 167V170H80V168H81V166L80 165H76L77 166V168H76V166L75 167H73V169L70 167V169H71V171L69 170ZM122 166V167H121ZM56 167V165L54 166V167H50V168H48V169H43V172L45 173V175H47V176H51V174H52V176L53 175H55V174H59V173H64L65 171H63L62 169V167H59L60 168V170H62V171H59V169H57V168H55ZM225 167H226V165H225ZM51 168H53V169H51ZM54 168H55V171H54ZM62 168V169H61ZM123 168V169H124ZM176 168V169H177ZM57 169V170H56ZM175 169V170H176ZM177 169V170H178ZM47 172H46V171ZM77 170V172H79ZM176 170V171H177ZM57 171H59V172H57ZM184 171V172H183ZM52 172V173H51ZM56 172V173H55ZM188 172H189V174H188ZM197 172V173H196ZM34 173V172H33ZM138 173V174H137ZM144 174V172H134L133 173V176L132 175H129V177L128 176H125V177H128L129 179H131V180H128L127 178H125V177H123V181H122V177L120 178V182L118 181L119 179H117V183L119 182V183H126V184H128V183H130V185L132 184V181H133V178H134V184H135V186L137 187L136 188V190L138 189V191H136V192H131L133 189H134V184H132L131 186H133V189H129L130 187H129V185H128V187L129 188H126L127 190L129 189L130 190V192L128 191V194H138L140 191H139V189L141 188V186L139 185V184H142V187L144 186V184H145V182L143 183V181H141L140 180V178H141V176H142V174ZM30 174H32V173H30ZM40 174L42 175L43 173H42V171L40 172ZM135 174V175H134ZM140 174V175H139ZM159 174V175H158ZM184 174V175H185ZM9 175H12V176H10L11 178H19V174L18 173H16V174H7L6 175V177L7 176H9ZM15 175V176H14ZM44 175V174H43ZM42 175V176H43ZM105 176H106V174H104ZM103 175V178H99V184H101V185H107V186H105V187H107V188H109V187H111L110 185L108 186V184L107 183H110V184H112V188L113 189H111V188H109L108 190H107V188H105L106 189V191L104 192L103 190H105V189H98V193L100 194V196H99V194L98 193H96L97 191H95L94 193L96 194V195H98V199L99 200H103V197L105 198V196H107V198H110L111 199V197L112 198H115V197H118V193H119V189H121V187L120 186H117V183H116V178H118V177H114V176H112L111 178H113V179H110V176L107 174V176L105 177ZM148 175V174H147ZM149 175H150V173H149ZM155 175V176H154ZM159 177H158V176ZM32 176H35V174H33ZM140 176V177H139ZM5 177V175H0V179L2 178H4ZM109 177V178H108ZM138 177V179H136ZM147 177H149V176H147ZM153 177H155V178H153ZM161 177V179H159ZM9 178V177H8ZM13 178V179H14ZM38 178V177H37ZM77 178V176L75 177V178H72V180H73V182H70V181H72L71 179H70V181L68 182V186H71V189H73L72 187H76V188H74V189H79L78 188V186L80 187V188H83V187H90V186H92V185H87L88 183H90L89 181H91V182H93L92 180H93V178L94 177H88V179L86 178L85 179V177H84V179H81V178H83V177H78V179H76ZM104 178H106V179H104ZM108 178V179H107ZM115 178V179H114ZM166 180H164V179ZM204 178H205V176H204ZM74 179L76 180V181H74ZM102 179V180H101ZM187 179V178H186ZM16 180V179H15ZM78 180V181H77ZM86 180V182H84ZM88 180V181H87ZM111 180H113V181H115V182H113L112 181V183L111 182H108V181H111ZM138 180V181H137ZM80 181V183L78 184V182ZM126 181V182H125ZM136 181H137V183H136ZM81 182L84 184V183H86L85 185H80L81 184ZM95 183H97L96 181H94ZM103 182H105L104 184H102ZM70 183H72V185H70ZM97 183V184H98ZM114 183H116V185L115 186H117V187H119V189L117 188V187H115L114 186ZM118 183V184H119ZM61 184V183H60ZM91 184V183H90ZM94 184V183H93ZM62 185H63V183H62ZM75 185V186H74ZM138 185V186H137ZM39 187V186H38ZM38 187H36V189L34 188V191L36 190H39V188H41V190H43L44 191V189H46V187L47 186H44L45 188H43V186L42 185H40V187L38 188ZM140 187V188H139ZM53 188H55V187H53ZM47 189H48V187H47ZM50 189V188H49ZM116 189H118L117 190V192H116ZM122 189H124L125 190V188H122ZM121 189V190H122ZM40 190V191H41ZM135 190V189H134ZM141 190V189H140ZM46 191V190H45ZM48 191V190H47ZM105 193H103V192ZM102 193V194H101ZM120 193H123V194H119L120 196H123V195H125L124 194V192H123V190H122V192H120ZM140 194V193H139ZM105 195V196H104ZM110 195V197H108ZM107 198H105V199H107ZM104 199V200H105ZM261 262V261H260ZM260 262L258 261V263L260 264ZM229 264H237V263H229ZM239 264H241V263H239ZM242 264H250V263H245V262H243ZM251 264H255V262H253V263H251ZM256 264H257V262H256ZM261 264H264V262H262Z\"/></svg>",
  "mask_w": 264,
  "mask_h": 264
}]
</instances>
